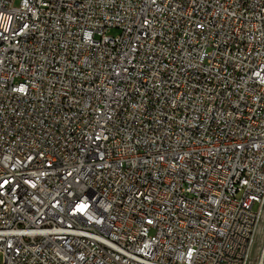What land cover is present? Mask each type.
<instances>
[{
    "label": "built area",
    "instance_id": "1",
    "mask_svg": "<svg viewBox=\"0 0 264 264\" xmlns=\"http://www.w3.org/2000/svg\"><path fill=\"white\" fill-rule=\"evenodd\" d=\"M264 0H0L2 264H264Z\"/></svg>",
    "mask_w": 264,
    "mask_h": 264
},
{
    "label": "rangeland",
    "instance_id": "2",
    "mask_svg": "<svg viewBox=\"0 0 264 264\" xmlns=\"http://www.w3.org/2000/svg\"><path fill=\"white\" fill-rule=\"evenodd\" d=\"M260 227H261V230L259 231V234H258V237H257V243H259L260 239L264 235V217L262 219ZM0 264H2V257L1 256H0Z\"/></svg>",
    "mask_w": 264,
    "mask_h": 264
},
{
    "label": "bare ground",
    "instance_id": "3",
    "mask_svg": "<svg viewBox=\"0 0 264 264\" xmlns=\"http://www.w3.org/2000/svg\"><path fill=\"white\" fill-rule=\"evenodd\" d=\"M263 217H264V215H263ZM261 230V227L259 228V231Z\"/></svg>",
    "mask_w": 264,
    "mask_h": 264
}]
</instances>
